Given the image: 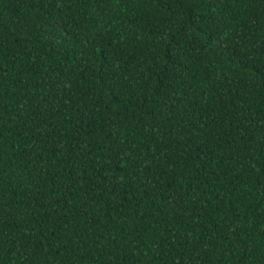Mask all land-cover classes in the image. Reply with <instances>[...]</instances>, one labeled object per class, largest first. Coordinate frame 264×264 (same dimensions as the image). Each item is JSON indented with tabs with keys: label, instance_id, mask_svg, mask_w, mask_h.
I'll return each mask as SVG.
<instances>
[{
	"label": "trees",
	"instance_id": "1",
	"mask_svg": "<svg viewBox=\"0 0 264 264\" xmlns=\"http://www.w3.org/2000/svg\"><path fill=\"white\" fill-rule=\"evenodd\" d=\"M0 264H264V0H0Z\"/></svg>",
	"mask_w": 264,
	"mask_h": 264
}]
</instances>
